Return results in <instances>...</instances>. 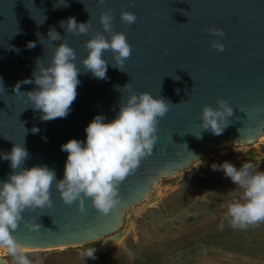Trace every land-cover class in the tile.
<instances>
[{
	"label": "water",
	"instance_id": "95a60500",
	"mask_svg": "<svg viewBox=\"0 0 264 264\" xmlns=\"http://www.w3.org/2000/svg\"><path fill=\"white\" fill-rule=\"evenodd\" d=\"M122 11L133 12L135 23L122 21ZM102 12L113 17V31L126 35L131 54L121 70L112 66V51L105 50L107 78L98 79L82 61L88 54L85 42L103 32ZM70 16L78 22L89 20L88 33L65 31L59 22ZM51 26L74 49L81 83L66 118L42 121V113L30 107L26 95L13 89L17 82L31 78L37 58L45 65L50 62L54 45L62 42L49 44ZM212 28L222 29L223 35H214ZM214 39L225 45L222 51L211 46ZM29 41H36L35 47L28 48ZM0 77L5 88L0 89V152L24 140L29 152L24 166L47 165L57 179L63 178L68 155L61 144L72 138L84 140L85 127L96 114L112 120L129 95L130 90L123 89L126 84L136 93L147 91L169 101V110L158 118L153 153L120 182L119 202L110 213L102 214L90 199L81 212L79 201L66 204L53 183L52 206L24 210V220L13 230L22 246L33 249L88 243L115 234L126 211L148 197L161 178L179 174L209 148L254 143L262 136L264 0H105L103 4L100 0H0ZM36 87L34 82L22 83L20 90ZM218 100H225L233 115L229 126L214 135L201 128V113L205 105L218 107ZM34 126L39 133H32ZM12 171L10 162L0 159V179L6 180ZM25 221L41 228L30 230ZM0 264L9 263L0 256Z\"/></svg>",
	"mask_w": 264,
	"mask_h": 264
},
{
	"label": "clouds",
	"instance_id": "9594fccd",
	"mask_svg": "<svg viewBox=\"0 0 264 264\" xmlns=\"http://www.w3.org/2000/svg\"><path fill=\"white\" fill-rule=\"evenodd\" d=\"M104 2L100 0V3ZM63 5L67 6L65 2ZM120 15L122 21L129 25L137 19L130 11H122ZM112 20L108 12H102L100 22L103 32H96L85 42L88 54L82 64L98 79L107 78L109 62L103 57L105 50L112 51L115 61L112 66L121 70L131 54L126 35L113 31ZM59 23L65 31L74 35L87 34L91 27L89 20L78 22L75 16ZM210 31L214 35H223V30L219 28ZM105 32L109 34L108 37L104 35ZM47 41L50 45H53V41L62 42L54 45L47 65L37 58L31 78L17 82L13 89L15 94L26 95L30 107L42 113V121L67 117L77 96L82 72L77 66L74 49L63 41L55 26L49 28ZM35 45L36 41H29L26 46L33 48ZM211 46L220 51L225 47L215 39L211 41ZM33 82L37 86L33 90H20L22 83ZM117 88L121 89L119 86ZM0 89L5 90L2 77ZM123 89H129V95L125 102L119 104L118 114L112 120H107L104 114H96L85 127L84 140L72 138L61 144V151L68 154L63 178L57 179L55 170L47 165L25 167L29 152L24 140L22 143L15 142L10 151L0 152V159L9 161L13 170L6 180L0 179V247L11 255L14 264H34L16 240L13 230L24 220V210L52 206L50 190L53 183L66 204L79 201V209L83 212L85 200L90 199L95 209L108 214L119 202L120 182L138 168L143 158L153 153L158 139V118L169 110V101L147 91L136 93L129 83ZM217 104L215 108L205 105L201 113V128L214 135L221 134L229 126V117L233 115V108L225 100H218ZM31 131L36 134L40 129L34 126ZM211 168L223 171L226 177L244 190L242 201L234 200L228 207L232 227L246 228L264 221V170L254 169L250 162H243L237 167L229 161L213 163ZM25 225L33 231L41 228L39 223L31 221H25ZM95 253L94 247L81 251L85 258L95 259ZM39 259L36 257L37 264Z\"/></svg>",
	"mask_w": 264,
	"mask_h": 264
},
{
	"label": "rangeland",
	"instance_id": "374dc122",
	"mask_svg": "<svg viewBox=\"0 0 264 264\" xmlns=\"http://www.w3.org/2000/svg\"><path fill=\"white\" fill-rule=\"evenodd\" d=\"M249 146L264 154V133L254 143L213 146L179 174L161 178L148 197L126 211L113 235L26 254L34 264L36 257L38 264H264V221L232 227L228 207L242 201L244 190L211 168L229 161L264 170V157L249 159ZM88 247L96 249L95 259L81 255ZM0 256L14 264L6 250Z\"/></svg>",
	"mask_w": 264,
	"mask_h": 264
},
{
	"label": "bare ground",
	"instance_id": "6f19581e",
	"mask_svg": "<svg viewBox=\"0 0 264 264\" xmlns=\"http://www.w3.org/2000/svg\"><path fill=\"white\" fill-rule=\"evenodd\" d=\"M262 135H263V134H262ZM260 138H261V137H260ZM260 138H259V139H260ZM259 139H258V140H259ZM245 144H246V143H245ZM246 153H247L249 159H251V160L261 159V158L264 157V154L262 153V151H260V149H259L258 147H256V146H252V147L249 146V148H246ZM157 184H158V183H157ZM157 184H156V185H157ZM156 185H155V186H156ZM148 196H149V195H148ZM121 235H122V233L119 234V235H117V236H116V239L118 240V239L121 237ZM120 239H121V238H120ZM120 239H119V240H120ZM60 247H64V246H60ZM23 248H24L26 251L34 250L33 248L24 247V246H23ZM53 248H58V247H52V248H46V249H53ZM2 250H6V249L0 247V252H1ZM35 250H37V249H35ZM38 250H39V249H38ZM40 250H44V249H40Z\"/></svg>",
	"mask_w": 264,
	"mask_h": 264
}]
</instances>
